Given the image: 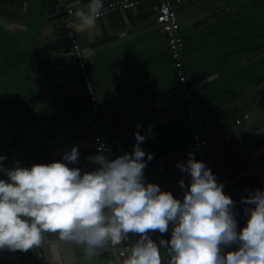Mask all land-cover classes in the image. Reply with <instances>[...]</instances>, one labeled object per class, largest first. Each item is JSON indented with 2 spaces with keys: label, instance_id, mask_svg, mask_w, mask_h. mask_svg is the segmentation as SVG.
I'll return each instance as SVG.
<instances>
[{
  "label": "crops",
  "instance_id": "crops-1",
  "mask_svg": "<svg viewBox=\"0 0 264 264\" xmlns=\"http://www.w3.org/2000/svg\"><path fill=\"white\" fill-rule=\"evenodd\" d=\"M49 1L0 0V119L35 110L37 105L44 108L51 62L66 60L64 52L69 49L62 47L64 33H45L43 29L45 20L50 21L49 26L55 24ZM191 5L202 15L181 24L182 54L188 80L196 86L197 116L206 122L264 80V0H183L181 8ZM140 17L139 23L121 31L125 37L97 48L90 59L105 120L137 108L147 109L169 90L179 88L166 36L156 23V9L150 7ZM98 32L95 30V36H101ZM81 37L84 41L85 34ZM70 84L75 88L70 93L76 96L73 100L88 105L81 76ZM176 107L184 108L182 101L138 120ZM184 111L181 116L159 119L141 132L145 140L140 147L154 154L151 161L145 156L147 164L192 146L194 127ZM259 125H264V120ZM136 143L117 151L112 147L110 159L131 154ZM0 157L4 162L6 155L0 152Z\"/></svg>",
  "mask_w": 264,
  "mask_h": 264
},
{
  "label": "clouds",
  "instance_id": "clouds-1",
  "mask_svg": "<svg viewBox=\"0 0 264 264\" xmlns=\"http://www.w3.org/2000/svg\"><path fill=\"white\" fill-rule=\"evenodd\" d=\"M103 8V0H89L87 10L77 11L78 27L91 30ZM137 143L131 154L108 159L103 153L87 159L97 165L94 172L69 168L66 163L36 164L31 168L2 169L0 179V249L24 251L42 245L46 233L81 248L85 260H94L109 245L115 246L139 235L126 258L118 264H264V191L242 197L250 213L247 225L237 231L235 202L223 191L212 170L189 154L187 164H178L190 175V184L179 181L183 201L157 184L145 185L144 169L154 154ZM147 155V161L145 156ZM4 157H0L2 162ZM74 146L63 160L76 163ZM174 227L171 239L159 245L149 233L164 234ZM232 245L236 250L225 251ZM123 256L124 254L121 253Z\"/></svg>",
  "mask_w": 264,
  "mask_h": 264
},
{
  "label": "water",
  "instance_id": "water-1",
  "mask_svg": "<svg viewBox=\"0 0 264 264\" xmlns=\"http://www.w3.org/2000/svg\"><path fill=\"white\" fill-rule=\"evenodd\" d=\"M115 1L118 0H103L102 9ZM88 3L89 0H67L65 8H60L57 6V0H50L48 6L54 11L52 16H55V24L49 26L50 21L45 20L43 29L45 33H64L61 38H66L64 11L66 8L73 9L80 45L89 64L97 48L125 37L121 31L139 23L142 20L140 14L145 10L150 7L156 9L158 6L157 0H138L135 8L109 13L104 18L97 19L93 29L86 31L78 27L76 13L80 10L86 11ZM199 15L202 14L194 5L179 10L181 24L187 19H199ZM95 30L99 31L101 36H95ZM81 34H85L84 41ZM63 41V49H69V52H64L65 61L62 58L51 62L52 77L45 86L47 100L42 103L44 108L37 105L35 110L0 119V152L6 155L4 162H0L2 169H12L19 161V167L26 168L36 164L66 163L69 168L81 169V175L97 170V165L87 159L98 155L94 150L96 142L89 130L94 119L92 107L90 104L81 106L82 104L73 100L76 96L70 94L75 89L70 83L77 79L80 73L67 38ZM178 91V88L169 90L163 97L147 105V109L141 107L108 118L104 130L115 151L123 146H132L137 141L135 133H141L159 119L181 116L179 113L184 108L176 107L154 118L138 120L151 111L181 102ZM244 115L248 118L237 124V120ZM263 120L264 80L205 122L212 150L217 156V161L219 160L217 171L224 185L223 191L235 202L234 208L243 214L241 219L237 220V231L247 225L250 216V213L245 215L244 209L254 207L242 203V197L254 194L257 189L264 191V125H259ZM74 146L79 149L78 161H64L63 155L70 153ZM190 153H193L192 146L175 150L147 164L144 169L145 185L157 184L161 191L171 192L176 199L183 201L184 190L181 189L179 181L190 184V175L181 171L178 164H187ZM0 179L8 180L3 170H0ZM173 227L170 223L168 232L163 235L158 231L150 232L149 235L159 245L161 239L170 241ZM129 236L134 246L139 235ZM236 248V245H232L226 251ZM161 257L162 264H167V250H161ZM118 258L117 245H109L101 250L94 260H85L81 248L61 241L57 234L52 233H46L42 245L30 255L26 252L18 253V250L0 249V264H118Z\"/></svg>",
  "mask_w": 264,
  "mask_h": 264
},
{
  "label": "built area",
  "instance_id": "built-area-1",
  "mask_svg": "<svg viewBox=\"0 0 264 264\" xmlns=\"http://www.w3.org/2000/svg\"><path fill=\"white\" fill-rule=\"evenodd\" d=\"M157 1L158 6L156 8V23L166 36L168 49L173 61V67L178 78V94L181 98L187 120L191 122L194 127L191 133L194 158L197 161H202L207 168L211 169L216 177L217 183L222 184L220 175L217 171V156L214 154L211 147L207 125L204 121H201L198 118L195 110L196 86L191 84L188 80L186 66L183 59L182 51L185 41L181 34V22L179 17V8L182 7L183 0ZM137 3L138 0H118L112 2L101 10L97 19L104 18L112 12L133 9L136 7ZM66 5L67 0H57L58 7L65 8ZM73 16L74 10L66 8L64 11L66 38L69 42L71 51L74 53L77 67L83 81L84 90L89 99V104L92 107L91 110L94 119L91 122L89 129L96 142L95 151L98 154L103 153L108 159H110L112 145L109 141L108 134L104 130L106 120L102 117L99 97L90 72V64L80 45L76 29L77 21L73 18ZM247 118L248 116L244 115L242 118L237 120V124H241V121ZM233 212L236 220H240L242 217L241 213L236 208L233 209ZM131 247H133V244L129 236L127 240H123L117 245L119 258H126L127 250H130ZM121 253L124 255L122 256Z\"/></svg>",
  "mask_w": 264,
  "mask_h": 264
}]
</instances>
